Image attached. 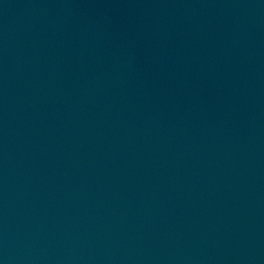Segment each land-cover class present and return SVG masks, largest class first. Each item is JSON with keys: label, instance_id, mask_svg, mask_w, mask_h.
<instances>
[{"label": "water", "instance_id": "1", "mask_svg": "<svg viewBox=\"0 0 264 264\" xmlns=\"http://www.w3.org/2000/svg\"><path fill=\"white\" fill-rule=\"evenodd\" d=\"M0 264H264V0H0Z\"/></svg>", "mask_w": 264, "mask_h": 264}]
</instances>
